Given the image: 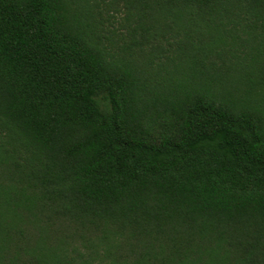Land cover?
Here are the masks:
<instances>
[{
	"label": "trees",
	"instance_id": "trees-1",
	"mask_svg": "<svg viewBox=\"0 0 264 264\" xmlns=\"http://www.w3.org/2000/svg\"><path fill=\"white\" fill-rule=\"evenodd\" d=\"M0 264H264V0H0Z\"/></svg>",
	"mask_w": 264,
	"mask_h": 264
}]
</instances>
